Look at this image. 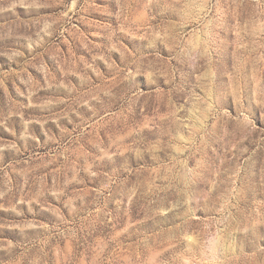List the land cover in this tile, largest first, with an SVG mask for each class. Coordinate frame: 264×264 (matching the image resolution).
Segmentation results:
<instances>
[{
	"label": "rangeland",
	"instance_id": "1",
	"mask_svg": "<svg viewBox=\"0 0 264 264\" xmlns=\"http://www.w3.org/2000/svg\"><path fill=\"white\" fill-rule=\"evenodd\" d=\"M0 264H264V0H0Z\"/></svg>",
	"mask_w": 264,
	"mask_h": 264
}]
</instances>
